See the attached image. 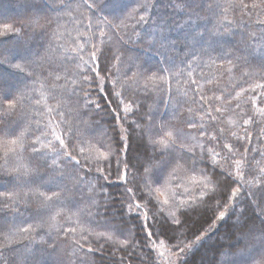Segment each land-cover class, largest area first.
Returning <instances> with one entry per match:
<instances>
[{"label": "snow or ice", "instance_id": "1", "mask_svg": "<svg viewBox=\"0 0 264 264\" xmlns=\"http://www.w3.org/2000/svg\"><path fill=\"white\" fill-rule=\"evenodd\" d=\"M159 2L45 0L44 8L58 14L53 35L59 40L66 33L65 43L49 46L38 56L26 44L5 46L0 40V67L7 65L13 70L0 71V171L11 175L14 183L20 182V190L0 192V264H9L6 253H11L14 264H37L32 258L35 246L47 243L39 231L45 228L48 236L53 232H63L65 237L80 234L89 244V237H93L117 250L131 249L128 264L134 260L139 264H187L191 250H198L216 231V221L230 216L234 217L229 232L233 243L226 251L217 249V254L225 257L222 264H264V106L258 103L264 100V72L248 70L252 61L264 69V0H169L173 9L187 17L179 25L188 57L180 61L183 67L170 55L175 41L168 38L167 21L154 22L147 32L137 30L153 20L152 12ZM44 8L38 7V11ZM82 8L89 13L86 30L76 20L71 31L62 32L60 20L72 18L74 12L83 16ZM202 11L215 21V31L198 23L208 19ZM236 12L238 18L230 16ZM50 23L35 15L26 26L42 29ZM249 24L257 30L245 35ZM19 32L13 24L0 25V37L5 39ZM237 33L238 47H229ZM133 46L141 52H132ZM208 51H218V55L203 61L201 53ZM217 60L221 62L217 64ZM68 64H72L71 69ZM242 65L236 77L234 73ZM225 73L228 86L221 83ZM28 80L31 86L21 89L20 83ZM93 91L99 99L92 98ZM129 91L145 97L166 91L170 100L175 91L184 99L165 104L166 112L149 104L138 119L130 120L141 113L143 104L135 97L129 99ZM65 94L78 98L75 107H69L66 99L57 100V95ZM50 100L56 103L50 104ZM99 100H106V105L102 107ZM28 105L32 108L25 116ZM89 109L106 111L112 117L114 135L97 121L104 139L93 143L85 136L81 126L91 125L82 116ZM14 116L17 118L12 119ZM252 128L255 134L249 130ZM134 137L142 149L135 163L128 157ZM254 140L257 145H253ZM26 151L37 159L36 166L23 162ZM250 153L259 155L260 160ZM113 159L116 181L124 186V199L116 203L100 185L104 204L90 195L89 205L81 207L70 193L85 185L89 193L95 192L97 183L89 176L94 171L107 181ZM12 160L14 167L9 166ZM41 167L46 171L41 172ZM31 197L39 204L29 223L18 218L23 215L19 205ZM222 198L229 203L225 210L217 211ZM241 204L245 207L236 214ZM102 207L104 212L99 211ZM9 212L10 217L6 215ZM95 215L107 216L105 231L86 225V217ZM8 219L14 226L4 230ZM205 224L207 229L195 235L193 228L199 231ZM190 234L195 239L186 243ZM23 241H28V246L18 250ZM75 244L83 250L80 240ZM87 251L91 255L93 249ZM125 259L121 257V264ZM64 264H72V260ZM81 264L91 262L82 260Z\"/></svg>", "mask_w": 264, "mask_h": 264}, {"label": "trees", "instance_id": "2", "mask_svg": "<svg viewBox=\"0 0 264 264\" xmlns=\"http://www.w3.org/2000/svg\"><path fill=\"white\" fill-rule=\"evenodd\" d=\"M34 5L38 6L39 8H44L45 0H0V25H3L4 23L13 24L15 27L20 29L19 35H12L10 38L5 39L3 37H0V40H4L5 46L16 44L17 42L21 44H26L27 47L31 48L34 53L39 55H44L49 46L55 48L58 43H65L67 40V34L65 33V36L61 37L59 40H57V37L53 35L54 32H56L57 29V20L56 16L58 15L56 12L51 11L50 9L44 8V11H38V7H34ZM81 12L84 13L82 16L79 12H74L73 17H63L60 20V23L63 25V28L61 31L63 32L65 29L72 30L75 25V21L79 20L81 22L80 27L82 30L85 29V25L87 23V16L89 15L87 9H81ZM105 15H108V12L106 11L104 13ZM202 16L208 17L207 20H201L198 21V23L201 26H204L206 24L207 28L210 31H215V21L211 19L209 14L207 12H201ZM35 15H40L42 17H46L47 19L51 20L50 24H47L45 28H32L28 27L27 22L30 18H32ZM153 20H150L148 24L143 25L142 27H138L137 30L141 32H147L148 29L152 26H154V22H164L167 21V24L170 28V31L168 32V38L171 41H175V46L170 52V55H172L175 59V63L181 67L183 65L180 64V61L182 59H187L188 57H185L184 53L187 50L185 47V43L183 40L184 32L179 27V25L183 24V22L187 19L185 14L179 10L173 9L171 7V4L169 3V0H160V2L157 4V7L153 9L152 12ZM231 15H235L237 18L239 16V13H230ZM111 19L112 16H109ZM247 19V18H246ZM255 15L252 17V20H255ZM41 23H44L42 20ZM257 28L255 25L249 24L245 29V35L247 33L256 31ZM72 35H75V32L72 31ZM240 39L239 33H237L234 37H232L229 41L228 46L229 47H238L237 41ZM132 52L139 53L141 52V49L139 47L133 46ZM128 53H126L127 55ZM238 55H243V52H237ZM203 56V61H208L209 57H216L218 55V51H208L207 53H201ZM231 58V57H229ZM16 62V61H13ZM221 61L217 60L216 63L219 64ZM235 63V60L233 61ZM167 66V65H166ZM69 69H71L72 64H68ZM201 67L203 68V62L201 64ZM243 65L241 68L237 69L234 75L236 77L240 76V72L243 70ZM205 72L208 71L207 68H203ZM249 71L256 70L257 72H264V69H260L259 65L256 61H252V66L248 68ZM0 71L3 72H11L12 69L8 68L7 65H4L3 67H0ZM222 71V70H221ZM103 75V73H101ZM46 75V73H45ZM255 79H259V76L255 77ZM48 83L51 84L52 80L49 78ZM62 83V81H61ZM221 83L225 86L229 85V78L227 73L221 78ZM31 86V80L25 81L20 83V88L23 89L25 87ZM247 86V85H245ZM95 87V85H93ZM173 87L175 90V82H173ZM128 98L132 99L135 97L136 99L141 100L143 107L141 109V113L138 114V116H130L129 119H138L139 115H142L144 112L147 111V106L149 104L154 105L158 107V109L161 112H166L167 109L165 108V104H169L175 100L183 101V97H177L175 95V91L173 92V97L170 100V97L166 91L160 92L159 94H152L149 93L147 97H145L142 93H133L131 91L128 92ZM91 96L93 99H99L98 93L93 91L91 93ZM67 100L69 107H75L77 102L76 96H69L65 94L63 97L60 95H57V100ZM110 99V98H107ZM102 107L106 105V100H99ZM50 104H55L56 100H50ZM80 103H83L81 100ZM261 106H264V100L258 101ZM115 107V105H112ZM188 104H185L184 107H188ZM249 109L251 108V105L247 106ZM32 105H28V108L25 112V116H27L31 111ZM66 110V109H65ZM20 113H17V116H19ZM17 116L12 117V119H16ZM58 118V117H57ZM71 119L72 117H68ZM84 121H87L91 128H85L83 125L82 130L85 134V136L92 140L93 143L97 142L98 140H103L104 137L100 135L102 129L97 127L96 122L98 121L100 125H103V128L108 129V134L114 135L113 129L110 127L114 123L112 120V117L107 115L106 111H101L99 113L89 109L85 110L83 112L82 116ZM140 123L145 124V120H139ZM125 127H128L127 124H125ZM254 134L256 132L255 128L249 129ZM38 134V133H37ZM29 141L31 140V137L28 138ZM257 141H253V145H257ZM253 145H250L252 147ZM142 151V149H139V141L134 137L131 141V148L128 152L129 159L132 160L133 163H135V157L137 156V152ZM250 155L255 156L256 160H260V156L255 153H250ZM24 163H30L32 166H36L38 164V161L36 158L31 157L30 152L26 151L23 153ZM123 159V158H122ZM3 161L0 160V164H2ZM254 164V161L252 162ZM264 163V161H262ZM10 167L15 166V161L12 160L9 162ZM106 172L108 171V166L105 165ZM111 175L108 177V180H104L102 178H98L96 176V173L93 171V173L89 176L90 179H93L97 183V190L93 193H89L87 186H83L80 189L74 190L73 193H70V195H74L75 199L79 202L81 207H86L89 205L88 197L91 195L95 199L99 200L101 205L104 204L105 197L104 192L100 191L99 186L102 185L103 189L106 190V192L111 196V199L115 201L116 203H119L122 199H124V186L122 184H119L116 181V162L115 159L111 161ZM41 172L46 171L43 167L40 168ZM84 175H89L86 171L83 172ZM71 182H69L70 184ZM0 185H3L0 187V192L4 191H16L20 190V182H13L12 176L9 174L4 173L3 171H0ZM35 186V185H33ZM131 186V185H129ZM23 190H27L26 188ZM42 191H48V189L41 188ZM57 189H52V191H55ZM229 201L226 198H222L221 200V208L217 211L225 210V207ZM39 200L36 197H31L27 199L26 201H23L19 205V210L23 214L22 217L18 219H26L29 223H32L33 220L30 219V217L35 215L36 209L38 207ZM25 205H27V210H25ZM245 205L241 204L239 205L235 212L236 214L239 213L241 208H244ZM92 211L94 213L97 212V209L93 208ZM100 212H104L103 207L99 210ZM251 212V209H248V213ZM8 217L11 216V213L6 214ZM107 219V216L105 215H95L93 217H86L85 223L88 227L94 229L95 231H105V224L104 221ZM233 216H230L228 219H226L223 222L216 221V217H213V221H216L218 223V228L216 231L212 234H210L209 239L205 240L199 247L193 248L188 256L187 264H213V261H216V264H222V261L225 259L224 256L217 254V249H221L222 251H226L229 244L233 243V240L230 239V225L233 223ZM63 222V221H62ZM115 222V221H114ZM211 222V221H210ZM259 222L257 221V224ZM13 221L11 219H8L4 223V230H6L8 227H12ZM71 225H65V227H69ZM196 227H199L198 225ZM208 225L205 224L203 228H200L199 231H195V227L193 228V231L195 232V235H200L202 232H204L207 229ZM41 235L45 236V240L47 241L46 244L43 245H37L35 246V255L32 258L37 262V264H64V262L68 261L69 259L72 260V264H81V261L85 262H91V264H121V257H125L124 264H128V254L132 252L131 249L128 250V252H125L123 250H117V248L104 240L96 241L93 237H89L90 240H92V243L89 244L85 242L84 240L80 239V234H77L73 236L72 234H69L67 237L64 236L63 232L60 234H57L56 232H53L50 236L45 235L47 233V228L43 230H39ZM39 239V237H37ZM195 236L189 235L188 239L186 240V243H191L194 241ZM75 240H80V244L83 245V250H80V247L75 244ZM101 245L103 247L101 248ZM28 246V241L21 242L18 250H23L24 247ZM88 248H92L93 252L91 255L88 254ZM138 251H145L144 249H139ZM76 252L77 256H72L71 253ZM135 254V253H133ZM6 256L8 257L9 264H14V261L12 259L11 253H6ZM260 260V257H257V262ZM131 264H139V260H134L131 262ZM164 264V262H162Z\"/></svg>", "mask_w": 264, "mask_h": 264}]
</instances>
